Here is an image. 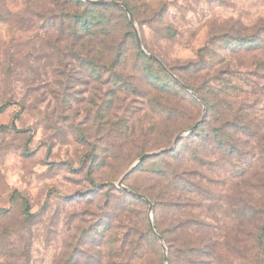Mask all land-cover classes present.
I'll list each match as a JSON object with an SVG mask.
<instances>
[{"label": "rangeland", "instance_id": "1", "mask_svg": "<svg viewBox=\"0 0 264 264\" xmlns=\"http://www.w3.org/2000/svg\"><path fill=\"white\" fill-rule=\"evenodd\" d=\"M100 1L0 0V264H264V0Z\"/></svg>", "mask_w": 264, "mask_h": 264}, {"label": "water", "instance_id": "2", "mask_svg": "<svg viewBox=\"0 0 264 264\" xmlns=\"http://www.w3.org/2000/svg\"><path fill=\"white\" fill-rule=\"evenodd\" d=\"M87 2H90V3H93V4H101L103 3V1H100V0H85ZM120 6H122L124 8V10L127 12L128 14V17L130 19L131 22H133V17L130 13V10L128 9V7L120 2H114ZM135 39H136V43L141 46V42H140V39L138 37V34L137 32L135 31ZM150 56V54H147ZM163 69L165 70V72L172 78V80L174 82H176L177 84H179L180 86H182L183 88H185L186 90H189L194 96H196L189 88L186 84H184L176 75H174L170 70H168L165 66H163ZM197 97V96H196ZM204 114H205V109H203V113H202V116H201V119L204 117ZM198 122H196L192 127H190L189 129H186V130H182L180 131L179 133H177L173 140H172V143L170 146L168 147H165V148H162L160 150H157V151H152V152H147V153H144L143 155H141L132 165L131 167L123 173V175L120 177V179L118 180V185L120 187H122L124 190H127L129 193L137 196V197H140V198H144L145 200H147L145 197H143L141 194L137 193V192H134L130 189H128L126 186L123 185V178L125 176H127L136 166L138 163H140L144 158H148V157H152V156H157L161 153H165V152H168L170 151L177 143V140L178 138L184 134V133H187V132H190L194 129V127L197 125ZM148 201V200H147ZM149 211L151 212V204L149 203ZM149 225H150V229L152 230V232L154 233V235L161 241L162 240V237L159 233H157L155 231V229L153 228L152 226V223H151V220H149ZM163 261H164V264H167V258H166V253H164V256H163Z\"/></svg>", "mask_w": 264, "mask_h": 264}, {"label": "trees", "instance_id": "3", "mask_svg": "<svg viewBox=\"0 0 264 264\" xmlns=\"http://www.w3.org/2000/svg\"><path fill=\"white\" fill-rule=\"evenodd\" d=\"M238 40L241 41L242 39L239 38ZM164 71H165V70H164ZM214 77H215V81L218 83V85L222 86L223 88H227L226 85H227V82H229L228 80L225 81V80H224L225 78H221V76H220L219 73L215 74ZM181 87H182V86H181ZM202 100H204L205 103H208V101H207V99H206L205 97H202ZM2 110H3V108L0 107V111H2ZM2 127H4V126H2ZM168 152H170V151H168Z\"/></svg>", "mask_w": 264, "mask_h": 264}]
</instances>
